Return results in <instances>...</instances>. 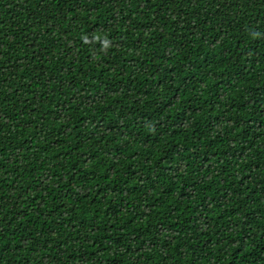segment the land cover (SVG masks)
<instances>
[{
	"label": "trees",
	"instance_id": "1",
	"mask_svg": "<svg viewBox=\"0 0 264 264\" xmlns=\"http://www.w3.org/2000/svg\"><path fill=\"white\" fill-rule=\"evenodd\" d=\"M0 264H264V0H0Z\"/></svg>",
	"mask_w": 264,
	"mask_h": 264
}]
</instances>
